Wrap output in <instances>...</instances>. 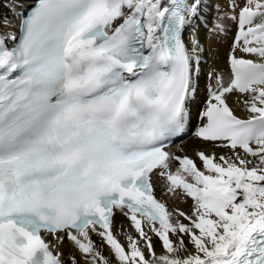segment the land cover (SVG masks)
Returning <instances> with one entry per match:
<instances>
[{
    "label": "snow or ice",
    "instance_id": "snow-or-ice-1",
    "mask_svg": "<svg viewBox=\"0 0 264 264\" xmlns=\"http://www.w3.org/2000/svg\"><path fill=\"white\" fill-rule=\"evenodd\" d=\"M207 7L0 0V264H264V0ZM225 21L198 105L196 26Z\"/></svg>",
    "mask_w": 264,
    "mask_h": 264
},
{
    "label": "bare ground",
    "instance_id": "bare-ground-1",
    "mask_svg": "<svg viewBox=\"0 0 264 264\" xmlns=\"http://www.w3.org/2000/svg\"><path fill=\"white\" fill-rule=\"evenodd\" d=\"M217 0H208V7L205 10L206 12V17H207V22H208V27H211L212 25V19L213 16L215 15V12L213 10V4H215ZM223 2V0H221ZM226 25L230 28V31L227 32L226 35L224 36H218L214 34H210L208 31V28H206L203 24H197L195 34L197 38L199 39L200 44L204 48L203 52V62L201 64V83H200V90L198 92L197 98H196V103L199 105L206 97V88L205 85L207 83V72L209 71L210 68H215L218 71H223L225 74V79L227 80V67H226V56L227 53L230 49V45L233 40V35L235 32V25L232 24L230 21H225ZM185 40H188V30L185 31ZM234 97L229 98V103L234 107L236 110L237 115H240L241 117H244V113L235 107L234 104ZM195 111V109H194ZM195 124V118L193 119V125ZM184 152L185 154H188L190 156H194L195 151L197 150H203L210 148V145L204 144L200 142L199 140H196L191 137V133L189 132V135L184 137ZM179 141H176L175 143H178ZM175 143L171 146L170 150L175 151ZM217 153L219 154V150L217 149ZM156 194L158 198L164 200L169 207H175L179 203L177 200L163 195V190L160 187L159 182H157L156 185ZM190 204L191 201L188 200L187 202L184 203H179V207H181L183 210L186 212L190 210ZM115 223L117 228L123 227L126 228L128 231H133L130 228L129 222L126 220L125 217H123L121 214L116 213L115 215ZM94 239L97 240L99 243V239L94 237ZM62 254L64 255L65 259H67L68 254L71 251V245L69 242L65 241L63 245L59 249ZM157 252L160 251L159 245L157 246ZM105 251H107L105 249Z\"/></svg>",
    "mask_w": 264,
    "mask_h": 264
}]
</instances>
